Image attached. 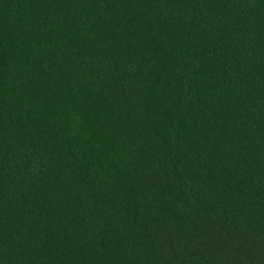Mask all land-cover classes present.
Instances as JSON below:
<instances>
[{
	"label": "trees",
	"instance_id": "trees-1",
	"mask_svg": "<svg viewBox=\"0 0 264 264\" xmlns=\"http://www.w3.org/2000/svg\"><path fill=\"white\" fill-rule=\"evenodd\" d=\"M0 264H264V0H0Z\"/></svg>",
	"mask_w": 264,
	"mask_h": 264
}]
</instances>
